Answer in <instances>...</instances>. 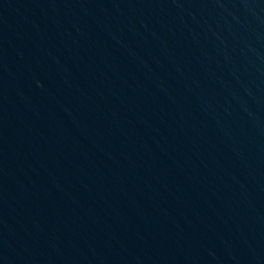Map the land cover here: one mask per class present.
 <instances>
[{
    "label": "water",
    "instance_id": "1",
    "mask_svg": "<svg viewBox=\"0 0 264 264\" xmlns=\"http://www.w3.org/2000/svg\"><path fill=\"white\" fill-rule=\"evenodd\" d=\"M0 264H264V0H0Z\"/></svg>",
    "mask_w": 264,
    "mask_h": 264
}]
</instances>
